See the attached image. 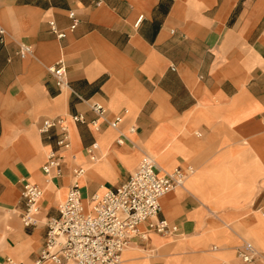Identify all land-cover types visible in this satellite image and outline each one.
<instances>
[{
    "label": "crops",
    "instance_id": "0c3cea01",
    "mask_svg": "<svg viewBox=\"0 0 264 264\" xmlns=\"http://www.w3.org/2000/svg\"><path fill=\"white\" fill-rule=\"evenodd\" d=\"M71 11L80 24L59 40L49 23L68 31ZM0 27V202L21 221L28 180L43 190L39 218L47 220L25 228L0 216V264H35L74 168L87 171L90 210V198L127 181L144 154L164 172L195 170L160 200V218L179 227L181 241L149 234L121 264H155L158 247L167 249L163 264H217L234 260L230 249L244 238L264 250V0H0ZM21 44L32 46L30 57L19 56ZM59 62L66 89L48 72ZM92 103L108 121L123 115L120 128L96 133L71 120L94 119ZM48 118H65L72 142L63 176L52 181L42 168L56 136L39 130ZM121 133L124 145L116 144ZM94 142L102 159L92 164L86 148Z\"/></svg>",
    "mask_w": 264,
    "mask_h": 264
},
{
    "label": "built area",
    "instance_id": "2783aa9c",
    "mask_svg": "<svg viewBox=\"0 0 264 264\" xmlns=\"http://www.w3.org/2000/svg\"><path fill=\"white\" fill-rule=\"evenodd\" d=\"M69 19L71 26L68 31H61L55 21L49 23L51 32L57 39L65 40L79 26L80 19L76 12L71 11ZM141 21L142 18L137 26ZM4 37L5 30L0 27L1 40ZM32 54L31 45H20L19 56L22 59ZM48 72L59 89L69 87L68 70L63 62L49 67ZM77 97L84 101L79 95ZM90 110L95 115L91 121L83 114L70 118L76 124L91 126L96 133H102L104 125L118 130L124 121L123 115L108 121V111L100 103H92ZM39 130L48 141L56 136L55 147L47 153L42 172L47 181L61 178L66 153L72 149L68 122L65 118L44 119ZM130 132L135 133L136 127L133 126ZM126 139L127 136L121 133L116 144L124 145ZM98 149L97 142L86 148L92 164L102 159ZM86 172L83 167L73 169V183L66 200L59 206V216L48 220L45 243L35 264H121L124 251L137 239L145 242L152 233L181 237L177 225L160 218V199L165 193L183 188L195 172L193 167L176 168L163 173L157 160L152 155L144 154L138 168L127 181L114 190L103 195L95 194L90 198L92 208L89 211L84 208L82 188L77 181ZM22 186L21 222L25 228H33L38 225L44 193L37 184L28 180H23ZM145 224L147 230L143 232L140 227ZM237 257L242 264H264V256L250 242H244L237 249ZM6 264L19 263L7 259Z\"/></svg>",
    "mask_w": 264,
    "mask_h": 264
},
{
    "label": "rangeland",
    "instance_id": "374dc122",
    "mask_svg": "<svg viewBox=\"0 0 264 264\" xmlns=\"http://www.w3.org/2000/svg\"><path fill=\"white\" fill-rule=\"evenodd\" d=\"M138 168V164H137V166L135 167V169L133 170V172L134 171H136V169ZM1 191H3V189L2 188H0V197H1ZM61 204H62V202H61ZM11 205V204H10ZM8 208H9V205H3L1 202H0V216H8V217H10V218H12V219H15L16 220V223L19 225V226H21V227H23L22 226V224H21V221H20V219L18 218V215L17 214H14V213H12V212H10L9 210H8ZM17 210H18V208H17ZM2 213V214H1ZM39 219H40V221H46L47 222V220H45V219H43V218H38V223L40 224V227L42 226V224L39 222ZM42 219V220H41ZM29 232H31V231H29ZM6 243H7V241L9 242L10 241V239L7 237V235H6ZM161 238H167V240H165V242H172L173 244L172 245H176V244H178V243H180V239L179 238H174V237H168V236H162ZM245 241H247V242H251V241H249V240H247V239H241L239 242H238V244H236V245H234L233 247H231V249L230 250H232V251H234V260H229V261H223V260H220V261H218L217 262V264H242V262L240 261V260H238L237 259V256H236V251H237V249L243 244V242H245ZM138 248L140 249V250H148L149 248H150V244L149 243H143V242H139L138 243ZM1 247V246H0ZM218 247V246H217ZM159 248V251L157 252V254H160L161 256H156V254H154V253H152V255L154 256V257H152V260H154L155 261V264H163V262H165V259H164V261L161 259V257H166L164 254H165V251L167 250L165 247L164 248H160V247H158ZM168 248H170V247H168ZM222 248H229V246H219V249H222ZM259 249V248H258ZM212 250H213V248H212ZM227 250V249H226ZM225 250V251H226ZM259 251L261 252V253H263V255H264V250H261V249H259ZM169 254V253H168ZM177 264H180V263H177Z\"/></svg>",
    "mask_w": 264,
    "mask_h": 264
},
{
    "label": "bare ground",
    "instance_id": "6f19581e",
    "mask_svg": "<svg viewBox=\"0 0 264 264\" xmlns=\"http://www.w3.org/2000/svg\"><path fill=\"white\" fill-rule=\"evenodd\" d=\"M160 170H161V169H160ZM161 172L164 173V171H162V170H161ZM85 175H86V174H84V175H82V176H80V177L77 178V181L79 182L80 187H81V184H82V181H83ZM170 192H171V191H170ZM168 193H169V192H168ZM168 193H165V194L161 197V199H162L165 195H167ZM161 199H160V200H161ZM84 207H85V210H86V211H89V207L87 206V204L84 203ZM129 247H130V246H129ZM129 247L124 251V253L129 249ZM124 253H123V254H124Z\"/></svg>",
    "mask_w": 264,
    "mask_h": 264
}]
</instances>
